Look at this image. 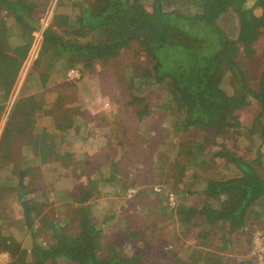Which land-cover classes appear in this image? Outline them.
I'll return each instance as SVG.
<instances>
[{"label": "rangeland", "instance_id": "1", "mask_svg": "<svg viewBox=\"0 0 264 264\" xmlns=\"http://www.w3.org/2000/svg\"><path fill=\"white\" fill-rule=\"evenodd\" d=\"M75 1L78 0H70V3ZM141 1L146 9L151 8L149 0ZM55 2L56 0H53L50 3L44 17L39 19L40 28L43 29L51 20L54 9L59 5L55 6ZM251 2L250 15L263 17L264 1ZM71 4L64 12L76 13V7ZM56 12L59 13L58 10ZM223 17L222 22L236 24L238 27L241 25L236 7ZM37 18L35 17V20ZM0 24L3 26L4 20H0ZM9 24L10 21L7 20L6 26ZM27 31L34 37L27 60L19 64L9 60L4 65L8 68L16 66L19 75L8 92L2 90L3 95L9 93L8 97H0V105H5L0 106V137L3 133L0 139V231L2 228H9L13 233L10 238L16 244V236L19 233L25 236L27 233L23 220V208H26L30 210L33 218L34 237L45 243L46 221H59L62 214L68 215L70 209L76 206L78 188L88 183L85 172H94L93 178L104 176L105 180L110 176L107 175L110 165L116 164L115 181H112V184H97V193L86 202L91 209L89 218L103 231L100 240L103 248L100 249V255L114 247L123 256L129 257L133 252H139L142 264H173L172 252H177L187 259L188 253L194 248L205 252L215 248L218 235L213 238L214 245L204 247L200 243L195 246L194 244L204 238L198 237L197 230L189 226V232L186 235L181 234L180 221L188 223L192 220L191 211L199 200L193 191L199 192L200 181L226 178L237 173L238 169L228 160L227 153L245 159L259 158L261 167H264V132L261 136L260 130L250 132L257 116L261 115L260 122L264 123V108L244 89H240L239 93L245 95V106L233 110L237 124L224 134L219 132L218 127L207 128L204 132L193 127L186 128L183 115L175 105L172 111L155 107L149 116L139 120L135 115L136 105L132 104L131 96L125 89L127 84L124 83L123 77L117 78L118 74L124 75L134 67L129 66L132 60H136V64L141 67L137 71L143 73L151 69L154 60L148 58L143 51L138 52L136 43L122 47L118 53L110 54L105 59L92 61L85 56V60L92 61L93 69H83L81 65L76 66L79 69L71 66L64 70L62 77L53 80L50 79L49 72L40 69L41 63L33 62L42 40L41 35L39 43L35 46L41 29L33 32L27 28ZM65 38L69 39V36L65 35ZM251 46L252 52L241 58L240 65L244 84L247 85L250 79L248 85L257 89L256 78L264 65V25L259 27ZM71 69L77 72V76L72 79L67 76L68 70ZM38 81L43 89L38 87ZM173 82L175 84L172 80ZM233 82L232 74L224 71L221 85L228 94H235ZM41 89L42 95L36 100L41 103V108L30 114L28 111L31 103L28 101L30 97H36ZM144 89L145 94L155 97H151L152 104L167 96L163 83L152 81ZM22 111L25 114H22ZM223 116L224 112H219V119ZM60 121L64 123L61 129L58 128ZM47 124L49 131H44L45 135H42L41 128H46ZM52 131L55 138L50 136ZM12 135L21 142L12 138ZM206 136L212 141L206 142L207 154L209 151L210 155L209 158L205 155L207 167L204 171L197 169L196 180L188 177L190 168L186 164L185 151L175 158L176 161L173 159L166 166V172L159 173L161 177L155 182V175L152 174L149 163L155 158V150L157 157L163 155L161 148L154 146L158 141L172 147L168 155L174 158L176 148L173 147L178 143L175 140L195 138L200 141ZM26 146L28 147L25 148ZM4 150H8V156L4 157ZM33 151L35 153H31ZM30 153L33 158L28 156ZM24 160L27 161L28 168L22 170L25 177L19 180L18 171ZM127 181L134 183L129 185ZM174 183L175 188L170 185ZM155 185L165 187L176 194V209L168 208L164 195L154 190ZM121 186L127 187L126 190L136 188V191L146 187L148 194L138 199L133 197L134 194L128 196ZM163 190L166 192V189ZM262 204L264 205V200ZM125 219L128 220V225ZM70 227L72 231L77 229L78 220L73 219ZM199 229L202 230V227ZM248 230L249 228L246 233L237 232L231 236L235 244H227L228 247L220 251L219 256L213 257H220L214 262H225L229 258L230 264H237L240 260H245L243 251H254V238L260 233L263 236L262 249L249 255L251 260L244 262L251 264L256 260V264H263L264 218L256 224L253 231L247 233ZM243 240L249 241V245L243 243ZM216 249L213 251L216 252ZM28 252L30 253V250ZM0 256V264H11L15 257L9 251L0 252ZM208 256L211 257L210 254ZM46 264L70 263L56 259L49 260Z\"/></svg>", "mask_w": 264, "mask_h": 264}, {"label": "trees", "instance_id": "2", "mask_svg": "<svg viewBox=\"0 0 264 264\" xmlns=\"http://www.w3.org/2000/svg\"><path fill=\"white\" fill-rule=\"evenodd\" d=\"M49 2L50 0H0V20H4V25L0 24V97L3 99L9 93L3 95L2 90L8 92L18 75L16 66L8 68L3 63L11 60L19 64L27 60L28 52L34 44L33 35L27 31L29 28L33 32L40 29L42 32L38 55L33 62L41 63L40 69L49 72L50 79L53 80L62 77L64 70L71 66L81 65L83 69L91 70L93 60L105 59L110 54L118 53L122 47L136 43L138 52L143 51L148 58L154 60L151 69L143 73L137 71L141 67L136 64V60H132L129 66L134 67L124 75L118 74L117 78L123 77L127 84L125 89L131 96L132 104L136 105L135 115L139 120L149 116L155 107L172 111L175 105L183 115L186 128L193 127L204 132L207 128L218 127L219 132L224 134L237 124L233 110L245 106V95L239 93L240 89H244L264 108V65L256 78L257 89L248 85L250 79L247 85L244 84L240 65L241 58L252 52L251 45L259 27L264 25V16L257 18L250 15L251 0H149L150 9H146L141 0H78L73 4L70 0H56L55 6L59 5L54 9L49 23L42 29L39 19L44 17L53 0ZM70 4L76 7V13L64 12L70 8ZM233 7L237 8L241 20L239 27L222 22L224 14L233 10ZM34 16L38 18L35 20ZM7 20L10 21L9 26H6ZM85 56L92 61L85 60ZM224 71H229L234 77L235 94H228L221 85ZM152 81L163 83L167 91V96L155 102L156 104L151 103V97H155L145 94L144 89ZM38 87L42 88L39 81ZM42 89L28 101L31 103L30 114L41 108V103L36 100L41 97ZM221 111L224 116L219 119ZM22 114L25 112L22 111ZM260 118L261 115L257 116L250 132L260 130L261 136L264 123L260 122ZM48 125L41 128L42 135H45L44 131H49ZM58 125L61 129L64 123L60 121ZM52 133L53 131L50 136L55 138ZM2 136L3 133L0 139ZM12 138L21 142L13 135ZM201 139L175 140L178 143L173 147L176 148L174 158L168 155L172 147L158 141L154 146H159L163 155L157 157L155 150V158L149 163L155 182L161 177L159 173L166 172V166L173 159L176 161L175 158L185 151L186 164L190 168L188 177L196 180L197 169L204 171L207 167L205 155L209 158L210 153L208 151L207 154L206 142H212L209 136ZM8 150L3 151L4 157L8 156ZM31 153L27 155L31 157ZM227 154L228 160L238 169L237 173L226 178L200 181L199 192L193 191L199 200L191 211L192 220L188 223L180 221L181 234L186 235L191 227L197 230L198 237L204 238L195 246L200 243L204 247L214 245L213 238L218 235L213 248H217V251L211 249L205 252L194 248L188 253L187 259L172 252L173 264H230L229 258L225 262L215 263V259L220 257H213L219 256L218 253L232 243L231 236L237 232L246 233L247 228V233L253 231L256 224L264 218V167H261L260 159H245ZM257 154H260L259 151ZM27 164L24 160L18 171L19 180L25 177L22 170L28 168ZM115 165H110L107 173L110 176L105 180L104 176L93 178L94 172H85L88 183L78 188L76 206L70 209L68 215L62 214L59 221H46L45 243L34 237L30 210L23 208L26 235L19 233L15 244L10 238L13 234L10 229L2 228L0 252L9 251L15 256L11 264H46L49 260L56 259H63L70 264H142L139 252H133L128 257L112 247L100 255L103 231L88 216L91 209L86 202L97 193V184H112L115 181ZM133 183L127 181L129 185ZM174 184L170 185L175 188ZM121 188L124 191L127 189L123 186ZM161 193L167 197L164 190ZM133 194V197L143 198L148 194V188L141 187ZM42 219L44 221V217ZM73 219L78 220V227L74 231L70 227ZM127 221L125 219L128 225ZM237 264L248 263L240 260Z\"/></svg>", "mask_w": 264, "mask_h": 264}, {"label": "built area", "instance_id": "3", "mask_svg": "<svg viewBox=\"0 0 264 264\" xmlns=\"http://www.w3.org/2000/svg\"><path fill=\"white\" fill-rule=\"evenodd\" d=\"M41 35H42V32L40 31V34L37 36L38 39L35 40V46L39 43ZM67 76L71 79L75 78L77 76V72L73 69L68 70ZM164 188L165 187H161L158 185L154 186V190L156 192H161ZM126 191H127L128 196H131V195H133V193L136 192L135 188L134 189L129 188ZM166 193H167V197L165 199H166V203H167L168 208H173V210L176 209V206L178 204L176 194L172 190H169V189H166ZM256 235L257 236L254 238V246L253 247L257 250V252H259L262 249L263 236L260 233H257ZM1 259H2V257H1Z\"/></svg>", "mask_w": 264, "mask_h": 264}, {"label": "crops", "instance_id": "4", "mask_svg": "<svg viewBox=\"0 0 264 264\" xmlns=\"http://www.w3.org/2000/svg\"><path fill=\"white\" fill-rule=\"evenodd\" d=\"M8 62L7 61H4V63H3V65H5V64H7ZM6 67V66H5ZM18 75H19V71H18ZM18 75H17V77H18ZM1 106H5V105H1ZM30 111H28V113H29ZM28 146H26L25 148H27ZM192 215V214H191ZM193 216H194V214H193ZM232 243L233 244H235V242L232 240ZM243 243H245L246 245H249V242L248 241H246V240H243ZM250 247H251V245H250ZM245 249V245H243V250ZM253 249H254V251L253 252H250V253H247L246 252V250L245 251H243V253H242V256L243 255H245L246 256V258H245V260H243V261H248V260H251L250 259V256L251 255H253V254H256V249L253 247ZM247 254V255H246ZM250 255V256H249ZM246 263H248V264H250L249 262H246ZM251 264H256V260L255 261H252L251 262Z\"/></svg>", "mask_w": 264, "mask_h": 264}, {"label": "water", "instance_id": "5", "mask_svg": "<svg viewBox=\"0 0 264 264\" xmlns=\"http://www.w3.org/2000/svg\"><path fill=\"white\" fill-rule=\"evenodd\" d=\"M263 264H264V253H263Z\"/></svg>", "mask_w": 264, "mask_h": 264}]
</instances>
